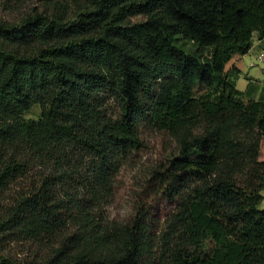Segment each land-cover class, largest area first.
Segmentation results:
<instances>
[{"label": "trees", "instance_id": "obj_1", "mask_svg": "<svg viewBox=\"0 0 264 264\" xmlns=\"http://www.w3.org/2000/svg\"><path fill=\"white\" fill-rule=\"evenodd\" d=\"M25 1L0 0V264H264V96L228 67L264 0ZM146 128L176 144L157 240L105 212Z\"/></svg>", "mask_w": 264, "mask_h": 264}, {"label": "rangeland", "instance_id": "obj_2", "mask_svg": "<svg viewBox=\"0 0 264 264\" xmlns=\"http://www.w3.org/2000/svg\"><path fill=\"white\" fill-rule=\"evenodd\" d=\"M26 1V4L30 5L36 0ZM2 8L4 7L0 2V16H12L11 11H8V9H5V11ZM188 45L186 44L185 48H188ZM250 61L256 63L253 56H250ZM257 67L260 66L247 67L246 64L243 76L236 83L238 90L245 89L248 83L245 74L247 68L250 71V76L258 77L259 79L263 77ZM260 69L262 70L261 67ZM39 114V107L33 106L29 112L24 114V118L36 120ZM141 138V147L123 157L122 165L113 179V197L110 204L105 208V212L109 219L121 223L130 222L136 217L139 219L146 217L149 234L154 240H157L161 234L165 219L175 209V200L161 195H153L147 183L152 171L167 164L169 158L176 151V144L167 133L154 131L150 128L142 131ZM263 160L264 138L261 142L259 153V161ZM262 196L263 200L258 204L259 210L264 209V192ZM18 249L17 246H14V252H18Z\"/></svg>", "mask_w": 264, "mask_h": 264}, {"label": "crops", "instance_id": "obj_3", "mask_svg": "<svg viewBox=\"0 0 264 264\" xmlns=\"http://www.w3.org/2000/svg\"><path fill=\"white\" fill-rule=\"evenodd\" d=\"M264 47V39L262 41H258V40H255L252 45H251V48L249 49V51L243 55V56H235L233 57L229 64H228V67H235L239 70L240 72V75H239V78L241 76H243L244 74V68L246 67V64H247V67H252L251 65L253 64L252 61H250V56H253V58L255 57L256 53ZM263 77L262 78H258V77H252L250 76V71L248 70L247 68V71H246V78H247V85L245 87V89H241L239 90L240 92L242 93H245L246 90L248 89L249 85L251 86L250 88V91L248 92V97H252L254 99H258L260 96H264V74H263V71L260 69V67H257ZM239 78L237 79L236 83L239 81ZM245 99V97H244ZM263 193V192H262Z\"/></svg>", "mask_w": 264, "mask_h": 264}, {"label": "built area", "instance_id": "obj_4", "mask_svg": "<svg viewBox=\"0 0 264 264\" xmlns=\"http://www.w3.org/2000/svg\"><path fill=\"white\" fill-rule=\"evenodd\" d=\"M254 58L256 63H253L251 66H260L264 72V47L256 53Z\"/></svg>", "mask_w": 264, "mask_h": 264}]
</instances>
